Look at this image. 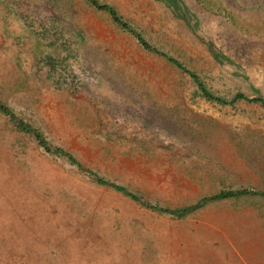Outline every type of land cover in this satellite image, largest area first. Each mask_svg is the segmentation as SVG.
Masks as SVG:
<instances>
[{
    "label": "rangeland",
    "instance_id": "374dc122",
    "mask_svg": "<svg viewBox=\"0 0 264 264\" xmlns=\"http://www.w3.org/2000/svg\"><path fill=\"white\" fill-rule=\"evenodd\" d=\"M97 1L0 0V264H264V196L162 209L264 191V0Z\"/></svg>",
    "mask_w": 264,
    "mask_h": 264
},
{
    "label": "trees",
    "instance_id": "16d2710c",
    "mask_svg": "<svg viewBox=\"0 0 264 264\" xmlns=\"http://www.w3.org/2000/svg\"><path fill=\"white\" fill-rule=\"evenodd\" d=\"M90 1L94 5H96L97 7L107 10L111 14V16L113 17L114 21H116L117 23L121 24L124 27L128 26L127 22L122 20V18L116 14L114 8L111 5H109L107 3H99L97 0H90ZM163 1L168 3L171 6L175 5V0H163ZM137 38L139 39L140 43L145 48H149L151 50L160 52L155 47H153L149 42H147L140 34H137ZM160 53L165 55L169 60H171L174 63H176L178 66H180V67L184 68L186 71H188L191 74V76L195 78L196 82L198 83L199 88L201 89V92L204 95H206L207 97L216 98L219 101H223L224 100L223 98H221L219 96H214L210 92V90H208L204 86L203 82L197 78V75L193 71L187 70L182 65V63L179 60H177L173 56H170V55H168V54H166L164 52H160ZM255 90L257 91L258 89L255 88ZM239 98H243V99H247V100L259 101L262 104H264V97H262V95H258V94L253 95V96H248L244 92L238 91L232 96L231 100H235V99H239ZM0 110H2L3 112L9 114L11 118L16 119L15 115L13 114V112L9 108V106L6 105L5 103L1 102V101H0ZM17 122H18V126L21 127L22 129H24L26 131H31L29 126L26 125V124H23V122H21V120H18ZM33 132H34L35 136L39 139V142L45 147V149L49 150L48 144L40 137L39 133L36 130H33ZM60 150H62V149L61 148H56L55 149V151H60ZM97 181L100 182V183H107L109 185H112L114 188L119 189V190H125L126 193H128L129 195L136 197L135 194H133L132 192L127 191L125 189V187H123V186H121V185H119L117 183L109 182L108 180H105V179H103L101 177H98ZM245 193H258V194L264 196V191L256 190V189H252V188H248V187H243L242 189H236V190H233V189L223 190L222 189V190H220V191H218L216 193L203 196V197L197 199L195 202L190 203L188 205H185L183 207H179V208H168V207H165V208H162V209L164 211H167V212H170V213L181 215V214L187 213V212L199 207L200 205H202L207 200L218 199V198H226V197H229V196H236V195L245 194Z\"/></svg>",
    "mask_w": 264,
    "mask_h": 264
},
{
    "label": "crops",
    "instance_id": "0c3cea01",
    "mask_svg": "<svg viewBox=\"0 0 264 264\" xmlns=\"http://www.w3.org/2000/svg\"><path fill=\"white\" fill-rule=\"evenodd\" d=\"M208 195H210V194H208ZM203 196H206V195H203ZM203 196H201V197H203ZM201 197H199V198H201ZM198 198V199H199ZM218 199H223V198H218ZM211 200H216V199H210V200H207L206 202H204L202 205H200L199 207H201V206H203L205 203H207L208 201H211ZM195 202V201H194ZM193 203V202H192ZM188 205V204H187ZM198 208V207H197ZM196 209V208H195ZM194 210V209H193ZM192 211V210H191ZM190 212V211H189ZM188 213V212H187ZM185 214V213H184Z\"/></svg>",
    "mask_w": 264,
    "mask_h": 264
}]
</instances>
